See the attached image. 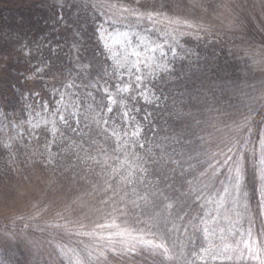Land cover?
<instances>
[{"label": "trees", "instance_id": "16d2710c", "mask_svg": "<svg viewBox=\"0 0 264 264\" xmlns=\"http://www.w3.org/2000/svg\"><path fill=\"white\" fill-rule=\"evenodd\" d=\"M98 3L135 7V0H0V121L25 131L9 144L0 137V264H258L199 257L225 245L243 249L249 229L264 239L252 155L264 142V0H147L170 9L158 23L103 15L92 7ZM99 28L135 29L175 48L168 68L145 80L147 99L116 93L126 76ZM102 87L117 101L111 113ZM30 104L57 109L54 123L29 128ZM133 107L138 136L121 120ZM225 153L246 169L235 192L227 165L214 186L201 176L211 155ZM169 158L178 160L175 172ZM189 182L200 200L193 193L179 211L174 201ZM222 185L232 195L218 207ZM133 246L134 254H116Z\"/></svg>", "mask_w": 264, "mask_h": 264}, {"label": "snow or ice", "instance_id": "6c2138e0", "mask_svg": "<svg viewBox=\"0 0 264 264\" xmlns=\"http://www.w3.org/2000/svg\"><path fill=\"white\" fill-rule=\"evenodd\" d=\"M92 7H96L98 9H104L106 11H103V15H108V11H111L113 15H116L119 13L120 15H129L135 17L137 20H148L153 23H158L162 19L167 18L166 17V9L167 5H160L159 7L155 4H149L147 3V0H135V7H132L130 5H125L121 3H98L96 5H92ZM169 23H178V21L169 20ZM189 28H192L193 25L188 24ZM203 29V26H201ZM204 31H208V29H203ZM97 35L98 38L101 40V42L104 41V30L102 28L97 29ZM143 43V41H142ZM105 47L107 45L105 44ZM163 45L156 44L155 47H146L145 52L146 53H153L155 54L157 50H160V56L166 57L167 53H165L163 50ZM172 53V55L176 54L175 48L169 49ZM131 55L135 56L137 59L131 63V67L128 69V71L134 76V79H129L127 82H123L122 86L116 85L115 90L117 94L120 93H129L127 96V99L130 101H136L138 96H143L145 99H147L146 96H144V93L148 91L147 84L145 83L146 76L140 74L141 68L140 66L143 65L145 69H149L153 66L155 63V56H145L144 59H141V53L140 52H132ZM158 67V65H157ZM69 87H72V85H69ZM155 87V85H153ZM99 91H103L108 100V106H107V112L111 113L113 111L112 105L116 104V99L113 98L112 92L109 90L108 87H102L99 89ZM134 93V94H133ZM91 95V93L89 94ZM140 109L138 108H131L127 111L122 112L121 114V120L126 125H131L133 128V136H138L140 134V127L136 120V116L133 115L134 112H139ZM148 117L147 115L144 117L146 120ZM59 120L63 122L65 125H69V117H66L63 114H59ZM105 124H107V121H104ZM55 131V129L53 130ZM115 134V133H114ZM140 148H144L143 144L138 145ZM5 147H8V145H5ZM227 147V146H226ZM228 152H231L232 149L228 148ZM252 155L256 163L254 164V169L257 172V175L255 177L256 184L253 186L254 188V195L258 198L259 203L257 205V214L256 219L259 220L261 225H264V212L259 211L260 208L264 207V142H262L259 145V153L257 152V146H253ZM165 163L168 164L169 167L172 168V171L175 172L176 168L173 167L174 165L178 164V160H173L169 158L168 161ZM223 165H227L229 169V176L228 179L230 181V186L233 190V192L238 191L242 188L243 182L246 179V169L244 166L241 165L240 161L237 160L235 157L224 154L223 159H217L215 154L211 155L208 158L207 162V168L206 170L201 172V176L207 178L208 180H211L213 183V186L216 182V178L222 174L221 167ZM180 171L182 173V178L186 180L185 169L183 168V165L180 164ZM192 165L189 164L188 168L192 169ZM191 174V173H188ZM161 178L164 181H167L168 176L161 172ZM183 186V185H181ZM204 187H208L207 184L204 185ZM201 189L199 188H193L191 186V182H189V190L187 192L179 193L174 201V204L176 208L179 211H183L184 207H186V201L189 199H193V193H195L194 202H198L200 200L201 196ZM225 195L231 196L232 193L229 192L228 188L221 186V189L216 192V196L218 197L217 201H213V203H217L218 207L223 206V200ZM168 207H173V204H169ZM199 207L203 209V204H200ZM186 215L191 219V213H186ZM208 217L212 220H215L216 217L213 216L212 212L207 213ZM179 219H183V217H179ZM203 217H201L202 219ZM206 222V221H205ZM254 223V222H253ZM205 232L208 231L207 228L204 229ZM248 239L243 240L240 242V244H243V249L240 248V245L237 244L235 248H232L228 245H225L217 250H210L205 249V252L207 253L206 256L199 257L200 259H211L213 261L215 260H224V261H232L234 259H240L248 260V261H258V264H264V239L260 238V233L258 232L256 237H253V232L251 229L247 232ZM141 243L149 246L150 248H155L162 250L164 254L168 252L167 247L163 242L159 244H154L151 240H141ZM116 251L115 249L113 250ZM135 247L126 249L122 252L116 253L117 255L125 256L128 254H134ZM238 253V256L236 255Z\"/></svg>", "mask_w": 264, "mask_h": 264}, {"label": "rangeland", "instance_id": "374dc122", "mask_svg": "<svg viewBox=\"0 0 264 264\" xmlns=\"http://www.w3.org/2000/svg\"><path fill=\"white\" fill-rule=\"evenodd\" d=\"M260 2V1H258ZM104 30V43L107 45L109 50V56L111 62L115 69L120 73V76H126V81L129 79H134V76L128 71L131 67V63L135 61L137 58L131 55L132 52H140L141 59H144L145 56H155V63L149 69H145L143 65L140 66L142 75L147 77H152L154 74L163 71L168 68L169 60L173 56L171 51L169 50L170 47L163 46L162 50L167 53L166 57L160 56V50H157L155 54L153 53H146V47H155L158 44L151 36L147 34L135 30V29H110ZM143 41V43H142ZM259 57V55H258ZM260 58H262L260 56ZM264 60V58H262ZM158 65V67H157ZM264 70H261V74H263ZM262 85V82H259ZM144 96L148 97L147 91L144 93ZM27 119L26 122L29 128H37V125L42 124H53L55 121V116L58 113V110L49 111L48 109L37 108V104H30L28 107ZM1 115V114H0ZM2 120V118H0ZM10 128L8 126H4L1 124L0 121V137L1 140L9 144L11 140H16L20 138L23 132V126L19 127L18 129ZM21 128V129H20Z\"/></svg>", "mask_w": 264, "mask_h": 264}]
</instances>
